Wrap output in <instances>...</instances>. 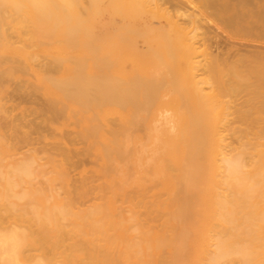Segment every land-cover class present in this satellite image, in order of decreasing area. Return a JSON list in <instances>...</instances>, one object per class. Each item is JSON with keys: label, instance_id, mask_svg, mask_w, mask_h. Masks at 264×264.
Segmentation results:
<instances>
[{"label": "bare ground", "instance_id": "1", "mask_svg": "<svg viewBox=\"0 0 264 264\" xmlns=\"http://www.w3.org/2000/svg\"><path fill=\"white\" fill-rule=\"evenodd\" d=\"M176 1L0 0V264H264V69Z\"/></svg>", "mask_w": 264, "mask_h": 264}, {"label": "rangeland", "instance_id": "2", "mask_svg": "<svg viewBox=\"0 0 264 264\" xmlns=\"http://www.w3.org/2000/svg\"><path fill=\"white\" fill-rule=\"evenodd\" d=\"M184 2L180 3L177 0L176 5L185 7L187 4L185 9H189L192 13L190 28L198 46L196 54L198 60L203 59L204 62L205 59V62L209 60L210 63L218 60V63L225 67L228 65L227 61L230 63L228 59H231L240 68L242 65L246 68L253 66L258 71H263L264 67L261 66L264 65V59L257 60L255 64L251 59L241 61L240 56L243 52L247 55L254 52L257 54V51L259 54H264V0H184ZM140 43L142 44V41ZM204 43L208 44L204 45ZM205 47L206 49L203 50L202 48ZM240 51L242 53L238 54ZM250 51L251 53L248 54ZM224 57H228L227 60ZM224 59L226 65L223 64ZM20 100L31 101V98L15 97L16 102ZM90 161L88 160L89 164L92 163Z\"/></svg>", "mask_w": 264, "mask_h": 264}]
</instances>
